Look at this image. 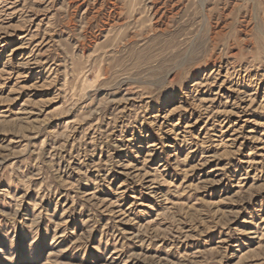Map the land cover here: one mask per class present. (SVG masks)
I'll return each instance as SVG.
<instances>
[{
  "label": "rangeland",
  "instance_id": "obj_1",
  "mask_svg": "<svg viewBox=\"0 0 264 264\" xmlns=\"http://www.w3.org/2000/svg\"><path fill=\"white\" fill-rule=\"evenodd\" d=\"M0 264H264V0H0Z\"/></svg>",
  "mask_w": 264,
  "mask_h": 264
},
{
  "label": "bare ground",
  "instance_id": "obj_2",
  "mask_svg": "<svg viewBox=\"0 0 264 264\" xmlns=\"http://www.w3.org/2000/svg\"><path fill=\"white\" fill-rule=\"evenodd\" d=\"M30 59V58H29ZM29 63V62H28ZM197 84V83H196Z\"/></svg>",
  "mask_w": 264,
  "mask_h": 264
}]
</instances>
